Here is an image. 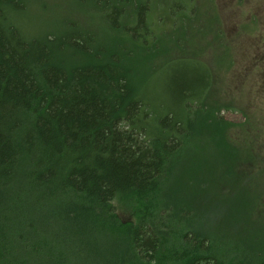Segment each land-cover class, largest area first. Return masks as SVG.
<instances>
[{"label": "trees", "instance_id": "obj_1", "mask_svg": "<svg viewBox=\"0 0 264 264\" xmlns=\"http://www.w3.org/2000/svg\"><path fill=\"white\" fill-rule=\"evenodd\" d=\"M151 1L90 0L119 32L97 38L77 27L34 35L23 24L25 0H0V264H92L65 252L77 230L58 233L65 208L96 213L105 255L124 246L112 264H130L129 256L140 264H264V239L226 259L223 243L233 245L239 230L229 226L232 237L221 240V230L194 227L188 202H175L170 187L192 184L204 161L187 149L210 148V123L223 122L205 117L206 65L168 62L159 50L148 56L157 45ZM173 4L190 11V0ZM114 203L130 206L131 218L115 224Z\"/></svg>", "mask_w": 264, "mask_h": 264}, {"label": "rangeland", "instance_id": "obj_2", "mask_svg": "<svg viewBox=\"0 0 264 264\" xmlns=\"http://www.w3.org/2000/svg\"><path fill=\"white\" fill-rule=\"evenodd\" d=\"M173 1H151L148 20L157 45L148 56L159 50L168 62L193 59L206 65L212 83L204 104L205 117L209 120L216 115L223 123H210L215 149L213 143L203 152H199V147L187 149L186 154L199 153L196 161L204 159L198 163L200 174L196 180L192 184L186 181V188L197 196L187 197L182 185L170 189L176 203L188 202L193 207L194 227L211 235L221 230V240L231 236L229 226L239 230L233 233V245L223 243L229 248L225 249L229 250L226 259L236 258L252 242L264 239V0H190L191 13L187 9L178 12ZM169 6L174 12L168 10ZM25 8L23 24L34 35L68 34L72 27L92 32L97 38L100 30L110 37L119 33L109 27L90 0H25ZM154 41L147 40V48ZM149 60L154 61L147 57ZM152 78L158 81V73ZM175 170L178 168L174 166L172 171ZM202 193L209 195L207 199H200L198 195ZM171 201L174 202L172 198ZM113 205L117 213L115 224L131 218L130 206ZM76 211L69 216L65 208L66 220L59 218V234L66 229L65 234L69 235L70 224L77 227L74 237L64 243L65 252L78 262L82 258L92 264H104L103 260L112 264L109 260L116 259V252L124 253V246L116 243V252L105 255L106 248L96 247V213L90 217ZM103 245L111 247L106 242ZM98 258L101 261H96ZM127 260L140 264L132 256ZM65 263H72V259L66 258Z\"/></svg>", "mask_w": 264, "mask_h": 264}]
</instances>
